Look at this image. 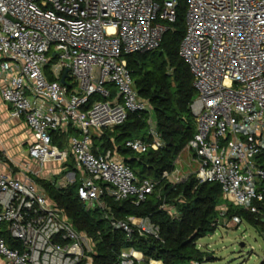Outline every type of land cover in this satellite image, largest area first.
I'll use <instances>...</instances> for the list:
<instances>
[{
  "label": "built area",
  "instance_id": "built-area-1",
  "mask_svg": "<svg viewBox=\"0 0 264 264\" xmlns=\"http://www.w3.org/2000/svg\"><path fill=\"white\" fill-rule=\"evenodd\" d=\"M177 8L178 0H0L1 95L30 130L23 172L0 157V264H97L96 241L32 175L61 174V187L79 181L80 199L99 206L112 226L129 237L163 240L149 217L118 219L104 198L139 204L158 181L139 180L111 149L96 151L94 137L131 112L152 111L126 55L158 48ZM186 24L180 54L197 90L191 104L197 128L187 145L197 160L194 175L198 184H221V217L232 203L260 217L264 234V0H187ZM149 122L152 139L130 138L126 147L143 153L165 145ZM160 208L180 216L176 204ZM232 218L238 225L245 220ZM110 264L147 263L142 250L128 247Z\"/></svg>",
  "mask_w": 264,
  "mask_h": 264
},
{
  "label": "trees",
  "instance_id": "trees-1",
  "mask_svg": "<svg viewBox=\"0 0 264 264\" xmlns=\"http://www.w3.org/2000/svg\"><path fill=\"white\" fill-rule=\"evenodd\" d=\"M177 11V20L166 30L158 48L126 55L140 95L152 106L157 131L165 145L143 153L125 146V141L130 138L152 139L149 134L150 112L147 110L131 112L124 123L114 129L106 128L102 136L94 137L95 147L98 148L96 151L105 153L111 149L116 157L133 169L139 180L153 178L158 181L153 193L139 204L133 202L132 198L115 200L108 195L104 198L118 219L149 217L160 226L163 240L138 232L129 237L123 228L112 226L99 206L88 208L80 199L79 181L61 187L48 179L32 175L65 209L77 228L86 231L96 241L97 264H110L123 248L128 247L142 250L147 264L151 258L161 259L163 264H190L194 259L204 261L211 254L198 248L197 242L201 237L215 232L221 222V207L225 203L221 184H198L194 173L181 182L173 180L171 175L177 169L178 156L197 128L191 108L197 94L194 76L180 54V44L187 30V0H178ZM54 142L61 147L66 145L65 139L60 140L56 135ZM70 165L73 169L74 165ZM165 172L170 174L164 177ZM164 201L176 204L180 216L172 217L167 210L160 208ZM227 207L226 217L240 216L261 227L260 217L232 203ZM261 264H264V260Z\"/></svg>",
  "mask_w": 264,
  "mask_h": 264
},
{
  "label": "rangeland",
  "instance_id": "rangeland-1",
  "mask_svg": "<svg viewBox=\"0 0 264 264\" xmlns=\"http://www.w3.org/2000/svg\"><path fill=\"white\" fill-rule=\"evenodd\" d=\"M97 97L104 98L99 94H97ZM150 119L156 122L152 112H150ZM24 150L27 151L28 146H24ZM71 163L73 164V161L69 159L68 165L71 166ZM176 165L178 169L172 175L175 181L178 178V170L182 172L180 176L184 178L183 180L189 174L194 173V169L197 168V160L188 146L178 156ZM60 175H56V177L58 178ZM223 217H221V222L215 232L209 233L198 240V245L209 250L212 257V259L204 260L201 263L261 264L264 260V234L261 233L260 228L246 220L238 225L233 218ZM226 222L229 223L226 224Z\"/></svg>",
  "mask_w": 264,
  "mask_h": 264
},
{
  "label": "crops",
  "instance_id": "crops-1",
  "mask_svg": "<svg viewBox=\"0 0 264 264\" xmlns=\"http://www.w3.org/2000/svg\"><path fill=\"white\" fill-rule=\"evenodd\" d=\"M29 138L30 130L25 119L12 117L11 106L4 101L0 90V157L9 161L16 173L23 172V162L29 159L28 150H24V146H28ZM49 168L54 169L55 172L60 169L53 163L49 165ZM181 173L180 170L177 171L178 178H181ZM45 179L57 184L56 174H50ZM0 263H3L1 258Z\"/></svg>",
  "mask_w": 264,
  "mask_h": 264
},
{
  "label": "water",
  "instance_id": "water-1",
  "mask_svg": "<svg viewBox=\"0 0 264 264\" xmlns=\"http://www.w3.org/2000/svg\"><path fill=\"white\" fill-rule=\"evenodd\" d=\"M68 74V69H66V71L64 72L63 76H62V82L66 83V76ZM242 245H244V243H242ZM208 259H212V257L210 256Z\"/></svg>",
  "mask_w": 264,
  "mask_h": 264
}]
</instances>
